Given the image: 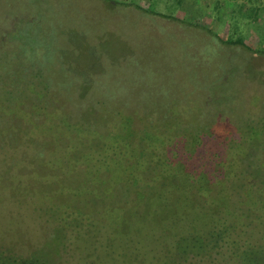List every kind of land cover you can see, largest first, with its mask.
<instances>
[{"label":"rangeland","instance_id":"obj_1","mask_svg":"<svg viewBox=\"0 0 264 264\" xmlns=\"http://www.w3.org/2000/svg\"><path fill=\"white\" fill-rule=\"evenodd\" d=\"M29 257L264 264L249 0H0V260Z\"/></svg>","mask_w":264,"mask_h":264},{"label":"trees","instance_id":"obj_2","mask_svg":"<svg viewBox=\"0 0 264 264\" xmlns=\"http://www.w3.org/2000/svg\"><path fill=\"white\" fill-rule=\"evenodd\" d=\"M249 2L251 3V5H253V9H254V13H255V21L257 24H259L260 28L263 29L264 31V0H249ZM182 0H177V4H181ZM219 4L217 3V6ZM137 8H141L139 5H136ZM172 18V17H171ZM212 36L215 37H219L216 35V33H214V31H212L211 29H206ZM220 38V37H219ZM221 39V38H220ZM227 43L231 44V42L228 40L226 41ZM235 44L237 45H242L243 47L245 46L244 41H240V42H236ZM213 234L215 235V237L217 238V242L214 243L213 248L214 250L218 248L219 244L223 241L226 240L227 242H229L227 240V236H226V228L224 230H221L219 232L217 231H213ZM33 259L29 258H22V259H18V261H16L15 263H11L8 261H1L0 260V264H44V263H38L36 261H34Z\"/></svg>","mask_w":264,"mask_h":264}]
</instances>
